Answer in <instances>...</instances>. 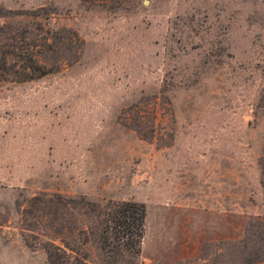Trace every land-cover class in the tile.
<instances>
[{
	"label": "rangeland",
	"instance_id": "1",
	"mask_svg": "<svg viewBox=\"0 0 264 264\" xmlns=\"http://www.w3.org/2000/svg\"><path fill=\"white\" fill-rule=\"evenodd\" d=\"M0 64V264H264V0H0Z\"/></svg>",
	"mask_w": 264,
	"mask_h": 264
},
{
	"label": "trees",
	"instance_id": "2",
	"mask_svg": "<svg viewBox=\"0 0 264 264\" xmlns=\"http://www.w3.org/2000/svg\"><path fill=\"white\" fill-rule=\"evenodd\" d=\"M13 57L20 63V71H13L19 81L38 78L46 74L43 68H38L33 57L18 50ZM0 69L5 73L4 64ZM12 73V72H11ZM94 217L97 220V242L99 249L116 262L123 256L135 257L138 253L142 237L145 210L142 204L135 202H109L99 208ZM48 264H68L65 251L57 245L44 247ZM79 264H81L79 262Z\"/></svg>",
	"mask_w": 264,
	"mask_h": 264
}]
</instances>
